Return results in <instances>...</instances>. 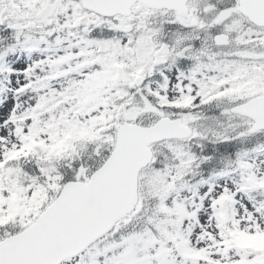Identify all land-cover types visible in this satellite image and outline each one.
Wrapping results in <instances>:
<instances>
[{
	"label": "snow or ice",
	"instance_id": "1",
	"mask_svg": "<svg viewBox=\"0 0 264 264\" xmlns=\"http://www.w3.org/2000/svg\"><path fill=\"white\" fill-rule=\"evenodd\" d=\"M0 264H264V0H0Z\"/></svg>",
	"mask_w": 264,
	"mask_h": 264
}]
</instances>
